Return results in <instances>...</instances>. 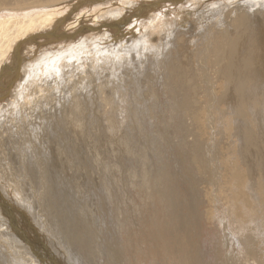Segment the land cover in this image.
Wrapping results in <instances>:
<instances>
[{
  "label": "bare ground",
  "instance_id": "bare-ground-1",
  "mask_svg": "<svg viewBox=\"0 0 264 264\" xmlns=\"http://www.w3.org/2000/svg\"><path fill=\"white\" fill-rule=\"evenodd\" d=\"M147 111L176 173L123 141ZM217 117L241 119L240 161L209 143ZM263 117L264 0H0V264H45L40 238L62 264H264V235L247 231L264 197L246 170ZM17 209L42 237L20 240Z\"/></svg>",
  "mask_w": 264,
  "mask_h": 264
},
{
  "label": "rangeland",
  "instance_id": "rangeland-1",
  "mask_svg": "<svg viewBox=\"0 0 264 264\" xmlns=\"http://www.w3.org/2000/svg\"><path fill=\"white\" fill-rule=\"evenodd\" d=\"M166 6V5H165ZM168 6V5H167ZM182 6H185L184 4H182ZM182 6L180 5L179 6V11H182ZM175 7H177L178 8V6H175ZM181 8V9H180ZM190 8H188V10H189ZM189 11H192L191 9L189 10ZM151 13H155L154 11H152ZM151 13H149L148 15H150ZM191 13H193V12H191ZM147 15V16H148ZM198 15V14H197ZM189 17V18H188ZM186 16L185 17V19L187 20V18H188V22H190V16ZM196 17H198V16H196V15H194L193 17H192V19H191V21L193 20V19H195ZM146 19V18H145ZM197 19V18H196ZM195 19V20H196ZM171 20V19H170ZM194 21V20H193ZM196 22V21H195ZM190 24H192V23H190ZM190 24H188L187 25V27H189L190 26ZM169 25H170V28H175L174 26H172L173 24L170 22L169 23ZM109 29V28H108ZM187 30V31H186ZM188 32V29H184V28H182L181 29V32ZM190 32V31H189ZM148 33L149 32H147V34L146 35H148ZM86 36V35H85ZM77 42H79V41H75L74 43L75 44H77ZM73 43V45H72V47L75 45ZM65 46V47H64ZM64 46H63V48H60L57 52H54V57L56 58V60H60L61 61V63L62 64H64V62H62V61H64L66 58H67V56H69V55H71V54H73V52L74 51H72L73 49L74 50H76L77 48V50L79 51V49H82V47H77V48H72L71 47V45H65L64 44ZM47 47L48 46H46L44 49H47ZM67 47H69V48H67ZM64 49V50H63ZM67 49V50H66ZM70 50V51H69ZM63 51H64V53H63ZM69 51V52H68ZM78 51H76V52H78ZM92 51H93V49H92ZM58 52H59V54L60 55H66V57H65V59H64V57L62 56H59V54H58ZM62 52V53H61ZM70 52H72L71 54H70ZM56 53L58 54L57 56H56ZM53 54V53H52ZM51 54V55H52ZM79 56V55H78ZM57 57H58V59H57ZM61 57V58H60ZM37 62V61H36ZM35 62V64H37ZM39 63V62H38ZM65 63H67V62H65ZM43 75H45V74H43ZM42 75V76H43ZM35 79L36 80H39V75H35ZM18 79H16L14 82H13V84H11V87L13 88V87H15L16 86V84H17V81ZM17 81V82H16ZM16 82V83H15ZM155 95L156 96H154V97H156V98H158L157 100V102H159V107H160V110L162 109V107H163V105H162V103H164V101H165V99H163V96L160 94V93H158V92H155ZM153 100L152 101H156V100H154V98H152ZM155 104V106L154 107H151V110L152 111H156V103H154ZM165 104V103H164ZM151 111V117H153V118H151V120L149 121V119L150 118H148L149 117V111H147V113L146 114H144V113H138V114H140V115H138V114H134L133 116H135L136 118H134L137 122H139V123H137L138 125V127L136 126V128H134V130L136 131L135 132V134H134V132H131L132 131V129H129V130H127L126 128L123 130V137L125 138H123V141H125V143H126V140H127V145L129 146V147H131V146H133V150H137L138 149V151H139V153H142V152H144L145 153V155H147V160H148V162H149V164L150 163H153V165L152 164H148L149 166H151L150 167V169H151V171H153L155 168H157V167H163V166H165L166 167V165L168 164V170L170 171L171 170V172L172 173H174L173 171H175V173L178 171V169H177V167H178V165H179V163H180V160L179 161H177V159H176V157H175V152H174V150H175V147H174V145H173V143L172 144H168L167 145V143L165 144V142H166V140H164V138H163V136L164 135H166V134H170L171 135V133H169V129H165V131H167V132H162L163 134L161 135V138H159L160 137V134H159V130L158 129H160V128H158L157 127V124L156 123H158L159 122V120H157L156 119V115H154L155 114V112H152ZM142 114V115H141ZM138 115V116H137ZM161 115V114H160ZM162 117H164L165 116V114L163 115V113H162V115H161ZM140 118V119H139ZM143 118V119H142ZM200 119H198V121L199 122H205V121H203L206 117L205 116H201V117H199ZM225 118V119H224ZM223 119H220L219 117H217V119L215 118V127H214V130L213 131H208L209 133H210V135L208 136V134H207V136H208V138H209V143L212 145V146H215L214 145V143H215V141H217V142H219V145H220V148H224L225 149V147L226 146H228L229 144H230V146L232 145V153H233V158L236 160V161H240V155H239V153L237 154V152H238V148H239V146L237 145V141L235 140L236 138L234 137V134H235V132L234 131H237V130H239V129H235V128H233V127H237L238 128V126H233V125H237L238 124V122L240 123V121H241V119H240V121H239V119L237 120V118L236 119H234L233 121H232V123L234 122V123H236V124H232L230 121H228L229 120V117H224ZM264 118V117H263ZM144 119H146V120H144ZM227 119V120H226ZM223 120V121H222ZM224 120H226V121H224ZM217 121V122H216ZM226 122V123H225ZM227 122L231 125L232 124V127H230V125H227ZM263 122V121H262ZM262 122H260V125H261V128H259V127H256L255 129H256V132H252V133H254V135H255V137L257 138L256 140L255 139H253V141L256 143H253V141H252V145L253 144H255L256 145V151H254L255 149V146H254V148H252L253 146L252 145H250V147H251V149H250V147H249V149H248V154L250 155V157H249V155H247L250 159H251V161H253V162H255V164H253V162H252V167H254V166H257V167H263L264 168V164H262V163H259V164H257L259 161L257 160L258 159V156H256V154H257V150L259 149V150H261L260 148L262 147V150H261V152H263V154L262 155H264V131L263 130H261L262 128H264V122L262 123ZM219 123V124H218ZM222 124H224L225 126H223ZM141 125V126H140ZM152 125H153V127H152ZM155 125V126H154ZM239 125V124H238ZM147 126V127H146ZM227 126V128H228V126L230 127L229 128V130L227 129H224L225 127ZM240 126V125H239ZM149 127V128H148ZM156 127H157V129H156ZM216 127H218L217 129H216ZM219 127L220 128H222L221 130L219 129ZM224 127V128H223ZM243 127V126H242ZM248 127V126H247ZM246 126L243 128L244 130L245 129H248ZM153 129V130H152ZM156 129V130H155ZM224 129V130H223ZM230 129H231V131H230ZM232 129H233V131H232ZM140 130V131H139ZM156 131V132H155ZM162 131H164V130H162ZM216 131V132H215ZM218 131H221V132H219L218 133ZM228 133H230V137L232 138V136L234 137V138H232V142H234L233 144L234 145H237V146H234V147H237L236 149L233 147V144H231L232 142H231V138L229 137V133H228V135L226 134V132ZM245 131H247V130H245ZM140 132V133H139ZM212 132V133H211ZM154 133V134H153ZM166 133V134H165ZM221 133H225L226 135H225V138H223V136H224V134L222 135ZM232 133V134H231ZM125 134H127V135H125ZM131 134H133V136L131 137ZM157 134H159V136L157 135ZM220 134V135H222V136H218V135ZM129 135V136H128ZM153 135H154V137H153ZM232 135V136H231ZM253 135V134H252ZM254 135L252 136V138H254ZM260 136V137H257V136ZM134 136H135V138L136 139H134ZM151 136V137H150ZM156 136H158V138L156 137ZM142 137V138H141ZM172 137V136H171ZM211 137V138H210ZM221 137V139H219ZM128 138H129V140H130V142H128L129 140H128ZM132 138L134 139V140H132ZM175 138V140H173ZM179 137H173L170 141H175V143L177 142L176 140L178 139ZM223 138V139H222ZM138 139L140 140V141H138ZM142 139V140H141ZM154 139V140H153ZM161 139H162V141H161ZM212 139V140H211ZM213 139L215 140V141H213ZM218 139H219V141H218ZM224 139H225V141H224ZM229 141H228V140ZM165 142H164V141ZM221 140V141H220ZM223 140V141H222ZM235 140V141H234ZM134 141H136V143L134 142ZM143 141V142H142ZM146 141V142H145ZM158 141V142H157ZM160 141V142H159ZM162 142H164V143H162ZM223 142H225V143H223ZM230 142V143H229ZM262 142V143H261ZM138 143H140V144H138ZM142 143V144H141ZM221 143H222V145H221ZM148 144H149V146H148ZM159 144V145H158ZM162 144V145H161ZM225 144V145H224ZM258 144V145H257ZM136 145V146H135ZM142 146V147H139V146ZM159 147H158V146ZM164 145V146H163ZM169 145H171V146H169ZM218 145V144H217ZM216 145V146H217ZM260 145V148H258V146ZM143 146H144V148H143ZM166 146V147H165ZM136 147H137V149H136ZM162 148V149H161ZM167 148V149H166ZM172 148V149H171ZM258 148V149H257ZM150 149V150H149ZM151 149H152V151H151ZM227 149V148H226ZM236 151H235V150ZM252 149H254L253 150V152H252ZM141 150V151H140ZM159 151V152H158ZM225 151V150H224ZM227 151H230L229 149H227ZM250 151V152H249ZM12 152V151H11ZM236 152V153H235ZM252 152V153H251ZM254 152H256V154L254 153ZM259 152V151H258ZM153 153V154H152ZM237 154V155H235V154ZM255 154V159L258 161H256L253 157H254V154ZM253 154V155H252ZM259 154V153H258ZM257 154V155H258ZM260 154V155H261ZM159 157V158H157V157ZM161 156L163 157V158H161ZM235 156H237V159H236V157ZM239 156V157H238ZM263 157V159H264V156H259V160H260V158H262ZM152 159V160H151ZM250 159H248L247 161H249L250 162ZM253 159V160H252ZM263 159H261V161L264 163V160ZM260 161V162H261ZM160 164L161 163V165H157V164ZM164 163V164H163ZM251 163V162H250ZM250 163H247V165H249ZM121 164H122V166H125L126 165V160H123L122 162H121ZM166 164V165H165ZM181 164V163H180ZM263 166H262V165ZM136 165V166H135ZM163 165V166H162ZM254 165V166H253ZM251 166V165H250ZM131 167H135L136 169H137V164L136 163H131L130 164V168ZM155 167V168H154ZM166 167V168H167ZM173 169V171H172V169ZM175 167V168H174ZM257 167L253 170L254 172H256V170L258 171V173L256 172V173H252V170H248V169H246L247 170V172L248 171H251V173L250 172H248V173H250V174H252V176H250L251 178H252V181L254 180L253 179V177H254V175H256L254 178H257V179H260V182H257V181H259V180H257L256 181V179H255V183L257 182V184H256V186H254V188H253V190H251V191H253V193L254 194H258V196L260 197V196H263L264 197V188H262L264 185L262 184V183H264V182H262V181H264V177H262V175H264L263 174V172L262 171H264L263 169H261L260 167V170L259 169H257ZM18 170V169H17ZM16 170V171H17ZM245 170V169H244ZM245 170V171H246ZM261 171V172H260ZM246 172V175L248 174ZM259 173H262V175H259ZM258 176H259V178H258ZM260 176H261V178H260ZM9 178V179H8ZM14 177H11V180H10V176L8 177V175H7V180H10V181H14V180H12ZM262 178H263V180H262ZM17 181V180H16ZM262 182V183H261ZM11 183H13V182H11ZM258 184H262V185H259L261 188H262V190L261 189H259V186H257ZM19 187H20V189L22 188L20 185H18ZM122 187H123V185H122ZM256 189H258V190H256ZM254 190H255V192H254ZM259 190L261 191V192H259ZM252 193V192H251ZM260 193V194H259ZM263 193V194H262ZM26 194H28L27 192H26ZM262 194V195H261ZM95 195H96V193H95ZM94 195V196H95ZM86 198H89L88 196H85ZM262 197V198H263ZM0 198L2 199V197L0 196ZM97 198V197H96ZM95 198V199H96ZM123 198H125L124 199V204H122V208H124V209H127V208H130V206H132V207H134V204L132 203V200L130 199V197L127 195V196H125L124 195V193L123 192H121V193H119L118 194V200H120V199H123ZM34 199V198H33ZM220 199V200H219ZM215 200H216V198H215ZM217 203H218V207H221L220 209H219V214L221 213L222 215L220 216V219H222V221H224V219H225V217H226V215H228L227 213H228V211H227V209H226V207H224V201H222L221 200V197H218L217 198ZM89 202V200H86V201H84L83 202V205L84 206H86L87 205V203ZM256 202V200L254 201V203ZM126 203V204H125ZM220 203H222V204H220ZM113 204H114V202H113ZM115 205V204H114ZM113 205V206H114ZM88 206V205H87ZM124 206V207H123ZM226 206V205H225ZM262 206V207H261ZM260 207L261 208H259V207H257V209H256V215L258 216V218H256L257 220L255 221L256 222V224L258 225H253V228H252V226H251V229H248L247 231H251V232H253V230H255L254 231V233H255V239H257V240H259V238L261 239L262 238V236L264 235L263 234V232L261 233L260 231H263L264 230V224H262V223H264V203H263V205H261ZM131 207V208H132ZM225 209H224V208ZM263 208V209H262ZM17 211H18V209H17ZM259 211H260V213H259ZM262 211V212H261ZM18 212H21V211H18ZM117 212H120L119 210H117ZM21 213H23V212H21ZM224 213V214H223ZM24 214H26V212H24L23 213V215ZM14 215H18V214H14ZM260 215V216H259ZM26 216H28V223H29V227L27 228V226H26V228L24 227V225H23V223L21 222V221H18L21 225H20V229H21V231H20V235L21 236H23V235H30L32 232L33 233H35V231H36V235H32L31 234V236H32V238L34 239V241L36 240V236H39V234L41 235V237H42V233H39L40 231H39V228L38 227H35V226H37L35 223H34V221H33V219H32V217H31V215L28 213V214H26ZM262 216V217H261ZM29 217H31V218H29ZM222 217V218H221ZM20 219V218H19ZM261 219V220H260ZM258 220L260 221L259 223H260V225H262V226H260L259 227V223H257L258 222ZM14 224L13 225H17L16 224V222H13ZM30 225L32 226V227H30ZM222 225H225V223L224 222H222ZM215 226H216V223H215ZM256 226V227H255ZM35 227V228H34ZM19 228V227H18ZM216 228H218L217 226H216ZM259 228V229H258ZM31 229V230H30ZM35 229H37V230H35ZM259 230V232H258V230ZM39 231V232H38ZM23 234H22V233ZM257 233H258V235H257ZM261 237H260V236ZM23 238H25V236L23 237ZM27 238V237H26ZM40 240L42 241V240H44L45 242H46V240L45 239H41L40 238ZM44 241L43 242H40L39 244H43L44 245V247L46 248V250L45 249H43V250H40V252L41 253H46V255H50L48 258H49V260L50 259H52V260H56V262L58 263V264H62V262H61V259L59 258V257H57V255L52 251V249L51 248H49L48 246H47V242L46 243H44ZM47 246V247H46ZM262 255H263V253H264V246H262ZM49 251V252H48ZM260 253V254H261ZM41 256H43V255H41ZM263 259H264V255H263ZM43 263H44V261H43V259L41 260ZM82 261V263L83 264H89V263H86L84 260H81ZM81 261H80V263H81ZM80 263H78V264H80ZM45 264H49V263H47V262H45ZM52 264H54V263H52Z\"/></svg>",
  "mask_w": 264,
  "mask_h": 264
},
{
  "label": "water",
  "instance_id": "water-1",
  "mask_svg": "<svg viewBox=\"0 0 264 264\" xmlns=\"http://www.w3.org/2000/svg\"><path fill=\"white\" fill-rule=\"evenodd\" d=\"M22 239H23V236L20 237V240H22ZM32 246H33V245H32ZM33 249H35L34 246H33ZM31 252H32V250H31ZM40 257H42L44 263H45V262H47V263H49V264L54 263V261H53L52 259L49 260L48 255H46V253H44V252H43V256H40Z\"/></svg>",
  "mask_w": 264,
  "mask_h": 264
}]
</instances>
